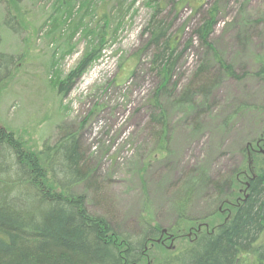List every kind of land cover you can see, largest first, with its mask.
Returning a JSON list of instances; mask_svg holds the SVG:
<instances>
[{"label": "rangeland", "instance_id": "1", "mask_svg": "<svg viewBox=\"0 0 264 264\" xmlns=\"http://www.w3.org/2000/svg\"><path fill=\"white\" fill-rule=\"evenodd\" d=\"M148 1H128L136 6L127 24L121 26L115 41L108 42L100 60L66 94L55 86L54 79L67 80L91 40L81 32L68 47L65 40L56 39L55 31L52 36L40 32L55 0H31L24 4L0 0V51L21 57L11 78L0 87V129L12 133L36 154L47 141L55 145L77 133L83 154L92 167H97L99 189L111 200V210L100 207L93 190L80 187L77 192L87 196L88 208L94 216L111 220L121 233L130 235L137 232L136 223L141 216H147L146 212L151 211L155 215L154 223L162 227L174 223L176 196L193 170H205L210 177H215L217 173L224 175L239 167L243 162L241 147L255 135L253 117L235 120V126L227 133L216 129L231 107L264 103V85L253 76L223 82L214 90V106L207 112L203 108L195 119L191 117L193 114L177 108L180 94H174L167 105L170 153L164 159L158 154L156 158L160 160H156V142L151 136L146 109L155 83L147 73L150 51L138 58L146 40L143 32L155 7ZM191 3L179 7L178 13L170 18V21L176 18L175 32L188 24L182 45L189 42V35L202 13L219 4L223 12L213 37L215 45L240 75L243 70L254 73L256 57H264V0ZM200 6L202 13H196L195 8ZM8 13L16 18L21 34H14L5 25ZM246 29L249 30L245 37L243 30ZM67 47L72 49L71 53ZM198 51L199 43L194 42L182 63L181 90L199 68ZM248 150L246 166L236 178L232 196L216 208L209 196L213 192L197 189L188 211L195 221L181 232L164 234L148 243L142 264H153L179 252L234 215L247 194L248 182L255 175V161L264 155V132ZM243 263L258 264V259L248 255Z\"/></svg>", "mask_w": 264, "mask_h": 264}, {"label": "trees", "instance_id": "2", "mask_svg": "<svg viewBox=\"0 0 264 264\" xmlns=\"http://www.w3.org/2000/svg\"><path fill=\"white\" fill-rule=\"evenodd\" d=\"M29 1L15 0L17 4ZM128 1L55 0L40 32L52 36L55 31L56 39L65 40L68 47L81 32L84 38L91 40L78 67L67 80L54 79L61 92L69 93L75 82L100 60L108 42L116 40L121 26L127 24L136 6ZM191 1L196 2L148 1L155 7L144 29L146 40L138 58L150 51L147 73L153 76L155 83L146 109L151 136L156 142L155 158L161 154L164 159L170 153L167 105L174 94H180L177 108L193 114L191 117L195 119L202 114L203 108L207 112L214 106V90L227 80L241 81L253 76L264 85V57H256L254 73L243 70L240 75L215 45L213 37L223 12L219 4L204 13L202 6L195 8L202 17L190 33L187 45H182L188 24L175 32L176 18L173 21L170 18L173 13H178L179 7L191 5ZM5 25L14 34H21L16 18L10 13ZM248 30H243V36L246 37ZM194 42L199 43L200 65L182 93L181 66ZM69 50L71 53L72 49ZM20 61L21 57L0 51V87L11 78L13 68ZM244 116L253 117L255 135L241 147V165L227 174L217 173L215 177L201 169L187 173L189 183L186 182L176 196L174 223L162 227L154 223L155 215L151 211L146 212V217L138 219L134 235L121 233L103 216H94L88 208L87 196L77 192L80 187L93 190L100 207L111 210V200L99 189L97 167H92L83 154L77 133L55 145L47 141L36 154L12 133L0 129V264H142L148 243L162 237L165 231L166 234L181 232L195 221L188 211L197 189L213 192L209 196L216 208L232 196L236 178L246 166L248 148L264 132V103L261 106L242 103L231 107L216 129L227 133L235 126V120ZM254 168L255 175L248 182L247 194L229 220L153 264H244L248 255H255L258 264H264V155L256 159Z\"/></svg>", "mask_w": 264, "mask_h": 264}, {"label": "bare ground", "instance_id": "3", "mask_svg": "<svg viewBox=\"0 0 264 264\" xmlns=\"http://www.w3.org/2000/svg\"><path fill=\"white\" fill-rule=\"evenodd\" d=\"M165 233H166V231H165Z\"/></svg>", "mask_w": 264, "mask_h": 264}, {"label": "flooded vegetation", "instance_id": "4", "mask_svg": "<svg viewBox=\"0 0 264 264\" xmlns=\"http://www.w3.org/2000/svg\"><path fill=\"white\" fill-rule=\"evenodd\" d=\"M166 234V233H165Z\"/></svg>", "mask_w": 264, "mask_h": 264}]
</instances>
